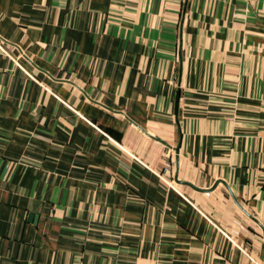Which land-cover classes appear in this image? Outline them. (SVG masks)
Listing matches in <instances>:
<instances>
[{
	"label": "crops",
	"instance_id": "1",
	"mask_svg": "<svg viewBox=\"0 0 264 264\" xmlns=\"http://www.w3.org/2000/svg\"><path fill=\"white\" fill-rule=\"evenodd\" d=\"M0 264H264V0H0Z\"/></svg>",
	"mask_w": 264,
	"mask_h": 264
}]
</instances>
